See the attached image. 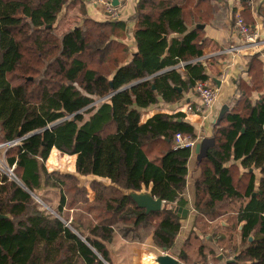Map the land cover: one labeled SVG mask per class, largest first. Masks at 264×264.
<instances>
[{
	"label": "trees",
	"instance_id": "trees-1",
	"mask_svg": "<svg viewBox=\"0 0 264 264\" xmlns=\"http://www.w3.org/2000/svg\"><path fill=\"white\" fill-rule=\"evenodd\" d=\"M76 6L85 12L81 0H0V143L22 139L6 153L21 184L0 174V215L7 217L0 219V264H113L110 248L125 222L132 223L127 232L153 227V247L174 254L178 208L193 207L198 217L217 220L234 205L238 228L244 223L239 234L249 245L230 264H264V95L250 99L264 89L257 57L249 62L251 84L236 81L229 112L214 124L215 144L199 160L192 205L184 198L192 151H175L173 143L178 133L196 138L194 127L182 113L142 123L143 110L161 100L180 103L198 81L210 80L197 62L209 44L198 26H223L226 3L138 0L133 27L84 18V25L58 37L59 15ZM181 62L189 63L184 71L174 68ZM168 68L173 70L154 77ZM55 151L76 157L82 181L97 176L120 188L92 184L94 206L105 213L98 224L67 226L62 220L64 190L75 189L67 181L76 179L48 173L45 163L51 152L50 163L57 162ZM231 161L248 171L246 182ZM143 186L165 202L162 211L146 214L121 191ZM44 187L61 191L56 215L40 209ZM78 192L85 197L86 191ZM177 257L189 262L186 252Z\"/></svg>",
	"mask_w": 264,
	"mask_h": 264
},
{
	"label": "rangeland",
	"instance_id": "rangeland-1",
	"mask_svg": "<svg viewBox=\"0 0 264 264\" xmlns=\"http://www.w3.org/2000/svg\"><path fill=\"white\" fill-rule=\"evenodd\" d=\"M81 1H82V4L84 6L86 13L82 12L81 9L79 10V8L76 6L73 9L67 8L59 15L58 22H57V28L55 30V34L58 37H62L65 33L73 30L78 25L79 26L84 25V18L94 20L91 18V15L88 13L85 1L84 0H81ZM223 11L225 12L219 16V20L222 23L225 21V18L227 16L226 10H223ZM97 22H103V21H97ZM208 33L214 38H216L218 41H220L223 37V32L219 30H216L215 32L209 31ZM115 42L121 43L122 41L120 39H116ZM2 144L4 143H0V146H2ZM8 149H9L8 147L0 148V174L1 175L8 174V176H10L8 168H11V167L8 165L7 158H6V153ZM55 153L57 155V162L54 164L50 163V158L53 155V152H51L49 159L45 163L48 173H59L61 175H69V176L75 177L76 179V182L67 181L66 187L67 188L75 187V189L71 191L64 190V194L67 198V204L63 210L62 220L69 224L72 222L80 223L84 227H90L92 225L98 224L105 217V213L101 211V207L95 208L94 206L95 205L94 200H95L96 194L92 188V184L94 182H97V183H101L106 186H113L116 188H119V187L117 185L112 184L111 182L110 183L107 182L105 179L100 180L95 177L82 181L80 178L81 175L76 172V167H75L76 157L63 154L59 151H55ZM237 172H238L237 178L239 179L241 177L242 181L246 182L247 176L245 174H247L248 171L243 168L242 169L238 168ZM10 177L12 180H15L17 183L21 184V182L17 178H14L13 176H10ZM83 177H90V176H83ZM256 177H257V180H259L260 174L258 170H256ZM238 186L240 188L241 183ZM78 189L86 191V195L84 198H83L84 195L82 196V193L81 192L79 193ZM121 191L124 194H129V191H126L123 189H121ZM41 194L44 198V201L38 197L40 199L38 200L40 209L46 210L47 212H50L51 214H55L56 209L60 203V198H61L60 189L56 187H44V190H42ZM85 198L87 202H85ZM234 206L235 207H229V208L221 210V213L225 212L226 214L224 218L220 219V221L222 220V221L227 222L230 225V228H228V230L220 229L218 234L215 235L216 243L214 244L212 242L215 250H211L210 252L211 256L213 257L212 260H210L211 257H206V255L202 257V254L199 251V248H200L199 245H200L201 240L199 238H196V234L192 232L193 230L191 232L187 231L185 235L186 237H189L187 239H185L186 237L180 238V235H179L175 248L172 250L174 255L177 256L180 251L188 253L189 262L186 264H192L193 262H197V261L203 264L205 262L207 263L208 260H209V263L213 262L214 264H217L218 262L217 255L223 257L221 261L223 262V264H224L225 259L232 258L233 260L236 254H238L241 250L245 249L249 245V242H247L246 240L245 241L242 240V242H240L241 235L239 234L240 230L238 229L237 216L236 214L233 215V213H230V212L237 211L236 208L238 207V205H234ZM90 208L91 209L93 208V209L90 211L89 210ZM230 210H233V211H230ZM195 224L197 228H201L199 230H201L200 232L204 234H206V232H211L212 230V228H209L207 226L205 219L200 216L196 217ZM131 225L132 223L130 222L121 223L119 228L116 230L117 235L115 239L117 240V243L114 245L113 248H110L112 252L111 258L113 260V264H134V261H133L134 257L139 256L142 251H144V257H145L143 260L144 263H147V264L155 263L153 256L150 254H153L155 257L156 256L158 257L159 255H162L161 254L162 250L156 249L153 247V243H152L153 242L152 241L153 227L141 228L137 231L130 230L127 232V229H131L130 228ZM121 229H126V231L121 232L120 231ZM238 237H239V240L237 242ZM192 240H193V243H191ZM202 241L206 242L205 239ZM214 257H216V259Z\"/></svg>",
	"mask_w": 264,
	"mask_h": 264
},
{
	"label": "crops",
	"instance_id": "crops-1",
	"mask_svg": "<svg viewBox=\"0 0 264 264\" xmlns=\"http://www.w3.org/2000/svg\"><path fill=\"white\" fill-rule=\"evenodd\" d=\"M222 1H224L227 5V9H226L227 16L225 18L224 24L221 27L204 25L205 26L204 38L208 39L209 44L205 48L204 56L197 60V62L201 61V63L204 65L206 74L209 75L210 77L209 78L210 80L208 82H212L219 90L218 101L214 109L212 110V113L208 117H205V115L200 112L197 113L181 112L182 114H184L185 117L183 121L191 124L194 127L196 137H206V138L213 137L214 124H216L215 121L218 119L222 107L224 105H228V102L234 99L235 97L236 81L241 79L244 82L251 84V76L249 73L250 58L257 57L262 72L264 73V53L259 52L256 54H251V53L229 54V52L228 53L226 52L232 46L237 45L240 41L238 37H236L235 29H234L235 28L234 16L237 12H241L242 17L245 20V23L250 25L252 28H255L256 30H259V33H261L262 37H264V0H256V5L254 8H251L248 5L247 0H244L241 3H237V2L235 3V0H222ZM134 14H135V9H134ZM216 30L223 32V37L220 41H218L216 38H214L208 33L209 31L215 32ZM132 44H133L132 41L129 39V45ZM174 68L176 69L182 67H179L178 65L177 67ZM181 70L184 71V67ZM215 80L220 82V87H218ZM262 95H264V89L255 90L252 92L250 99L253 102H255L260 97H262ZM188 103L199 104V99L197 98V96H195L194 87H191L186 92H184L183 100L180 103L166 104L161 100L157 105L152 106L146 110H143L142 123H146L156 114H160V113L168 114V115L178 114L180 113L179 110ZM199 160H200L199 156L195 153L194 150L188 162L187 185H186V191L184 193V198L189 201L190 205H192L193 203L195 181L200 175V170L198 167ZM234 165H237L240 169H242L240 161L238 162L231 161L228 163V166H234ZM94 177L100 178L97 176ZM260 178H261V174H260ZM100 179L104 180V178H100ZM259 180H257L256 177V183H258ZM147 192H151V187L147 188L143 186L142 190L137 193H147ZM188 209H189V214L187 215V217L185 219L181 218L182 233L180 232L179 234L180 238L186 237L185 235L187 231L191 232L193 230L192 232L196 234V238H199L201 240L199 246L204 248L203 249L204 253L202 254V257L203 255L204 256L206 255V257H211L210 260H212L213 257L211 256L210 252L211 250H215L213 245V243L214 244L216 243L215 235L218 234L220 229L228 230V228H230V225L227 222L222 220L220 221L221 218L225 217V214H223L217 220H211L210 218H207L199 214L202 218L205 219L207 226L209 228H212L211 232H206V234H204L200 232L201 230L199 229L201 228H197L195 224V219L196 217H198L197 212L194 211L193 207H190ZM238 210L239 209H237L236 212H230V213H233V215L236 214V216L238 217ZM243 225L244 223L240 224L238 228L240 231L243 229ZM187 238L189 237H186L185 239ZM240 238H241L240 242H242L243 239L241 236ZM204 239L206 240V242L202 241ZM238 240L239 237L237 238V242ZM191 243H193V240L191 241ZM163 252L164 251H162L161 254H163ZM167 253L173 256L174 258L178 259L180 264H186L182 260H180V258L177 257L176 255L170 252ZM150 255L153 256L154 260L157 257V256L155 257L153 254ZM220 257L222 256L217 255V259H218L217 264H223V262H221L222 260L219 259ZM144 258H145L144 251H142L139 256L134 257L133 259L134 264H147L143 262ZM228 261H230V259H225L224 264L225 263L227 264ZM152 264H157V263L155 262ZM207 264H214V263L213 262L209 263L208 260Z\"/></svg>",
	"mask_w": 264,
	"mask_h": 264
},
{
	"label": "built area",
	"instance_id": "built-area-1",
	"mask_svg": "<svg viewBox=\"0 0 264 264\" xmlns=\"http://www.w3.org/2000/svg\"><path fill=\"white\" fill-rule=\"evenodd\" d=\"M87 6L88 13L91 18L96 21L103 22H127L129 27H133L130 19L134 14V9L138 3V0H117L118 4H115V0H84ZM244 0H235V3H241ZM248 5L254 8L256 0H247ZM98 18V20H97ZM100 19V20H99ZM235 24V35L240 40L237 45L232 46L226 52L230 53H264V37H262L259 30L252 28L250 25L245 23L241 12H237L234 16ZM188 63L181 62L179 67H185ZM173 69V68H170ZM195 96L199 99V104L188 103L183 106L179 112L181 113H203L205 117H208L214 109L218 101L219 90L212 82L198 81L194 86ZM206 137H192L178 133L175 136L173 149L175 151L182 149H190L192 152L195 150L198 143L202 142ZM22 139H18L14 142H8L2 144L1 147H12L17 145ZM14 167L8 168L10 176L14 175ZM8 175V174H7ZM9 176V177H10ZM11 178V177H10ZM259 183V182H258ZM258 189V184L256 185ZM232 260V258H229ZM192 264H202L201 262H193Z\"/></svg>",
	"mask_w": 264,
	"mask_h": 264
},
{
	"label": "water",
	"instance_id": "water-1",
	"mask_svg": "<svg viewBox=\"0 0 264 264\" xmlns=\"http://www.w3.org/2000/svg\"><path fill=\"white\" fill-rule=\"evenodd\" d=\"M114 3L118 4V1L115 0ZM198 28L204 30L205 26L199 25ZM198 63H201V61H198ZM171 70H173V69L164 70V71L154 75V77L162 75V74L169 72ZM215 81H216L218 87H220V82L217 80H215ZM136 84L137 83H134V84H132L126 88H130ZM126 88H124V89H126ZM124 89H122V90H124ZM179 91L182 92V89H179ZM103 100H105V99H103ZM101 101H99V102H101ZM99 102H97V103H99ZM229 110L230 109H229L228 105H224L222 107L220 114L218 116V119L215 121L217 125H219L221 123L224 116L229 112ZM61 122L62 121H59L50 127L54 128ZM214 144H215V138H213V137L205 138L202 142L198 143L196 148H195V153L199 156V159H202L203 157H205L207 155L208 151L214 146ZM129 196L133 199V201L137 204V206L139 208L145 210L146 214H150L152 212H160L163 210L164 205H165V202L163 200L154 198L152 196L151 192H147V193L130 192ZM177 213H178L180 218L185 219L187 217V215L189 214V209L178 208ZM2 218H7V217L0 215V219H2ZM66 225L69 226V223H66ZM250 238H251L250 242H253V240H254V234L253 233L251 234ZM83 241H85V240H83ZM236 258L237 257H235V259H233V260L228 261L227 264L234 262L236 260ZM219 259L222 260L223 257H220ZM155 262L157 264H180L179 260L174 258L173 256H171L170 254H168L166 250L163 252L162 255H159L158 257H156ZM105 264H108V263L105 262Z\"/></svg>",
	"mask_w": 264,
	"mask_h": 264
}]
</instances>
